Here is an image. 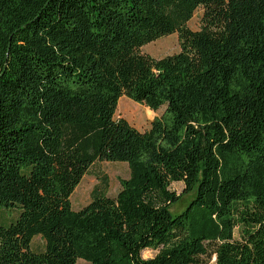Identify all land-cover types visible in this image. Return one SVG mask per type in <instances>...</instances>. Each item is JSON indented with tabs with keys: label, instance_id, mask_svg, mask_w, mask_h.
Returning a JSON list of instances; mask_svg holds the SVG:
<instances>
[{
	"label": "trees",
	"instance_id": "1",
	"mask_svg": "<svg viewBox=\"0 0 264 264\" xmlns=\"http://www.w3.org/2000/svg\"><path fill=\"white\" fill-rule=\"evenodd\" d=\"M200 8L179 54H137ZM123 97L163 114L141 132ZM101 162L129 178L75 211ZM212 257L264 264V0H0V264Z\"/></svg>",
	"mask_w": 264,
	"mask_h": 264
},
{
	"label": "rangeland",
	"instance_id": "2",
	"mask_svg": "<svg viewBox=\"0 0 264 264\" xmlns=\"http://www.w3.org/2000/svg\"><path fill=\"white\" fill-rule=\"evenodd\" d=\"M203 9L200 8L194 14V17L185 24V26H174L176 29H169L168 32L157 36L150 42L144 44L137 51L138 55L148 56L153 60H162L169 56H174L182 51V34L184 30L193 33L199 32L201 29V19ZM122 103V104H121ZM120 107V108H119ZM120 109V110H119ZM162 108L158 112L152 111L150 108L137 104L130 99L123 97L117 107L116 119H126L133 127L141 132L148 131L155 118L163 114ZM152 114V117H149ZM102 175L108 177L107 193L109 196H116L120 187V180L127 179L130 176L129 167L125 163H97L96 166L83 178L81 184L74 191L71 202L75 211H78L88 205L92 200L93 191L100 185ZM121 188V187H120ZM102 189V187H101ZM171 189L178 195H183L181 201L173 206V215L182 213L194 197V193L185 194V185L183 183L172 184ZM45 247L41 237H36L32 243V249L36 252L43 251ZM155 253L146 251L143 253L144 258H150ZM79 264H89L79 261ZM207 264H216L215 257L208 260Z\"/></svg>",
	"mask_w": 264,
	"mask_h": 264
},
{
	"label": "bare ground",
	"instance_id": "3",
	"mask_svg": "<svg viewBox=\"0 0 264 264\" xmlns=\"http://www.w3.org/2000/svg\"><path fill=\"white\" fill-rule=\"evenodd\" d=\"M122 104V103H121ZM120 108V107H119ZM120 110V109H119ZM149 117H152V114L150 115V113H149Z\"/></svg>",
	"mask_w": 264,
	"mask_h": 264
},
{
	"label": "crops",
	"instance_id": "4",
	"mask_svg": "<svg viewBox=\"0 0 264 264\" xmlns=\"http://www.w3.org/2000/svg\"><path fill=\"white\" fill-rule=\"evenodd\" d=\"M121 187V186H120ZM120 187H119V189L117 190V192H119L120 191ZM118 194V193H117Z\"/></svg>",
	"mask_w": 264,
	"mask_h": 264
}]
</instances>
